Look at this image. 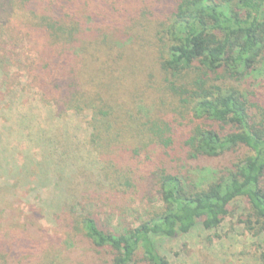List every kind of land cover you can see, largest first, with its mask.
Masks as SVG:
<instances>
[{
  "label": "trees",
  "instance_id": "1",
  "mask_svg": "<svg viewBox=\"0 0 264 264\" xmlns=\"http://www.w3.org/2000/svg\"><path fill=\"white\" fill-rule=\"evenodd\" d=\"M116 1L123 6H105V0H0V103L17 89L36 92L52 120L79 127L101 176L81 201L68 204L63 197L57 213H68L65 233L47 243L55 250L44 249L29 227L7 239L0 232V264H169L157 238H174L195 226L216 229L239 199L248 207L246 230L260 237L258 262L264 264V99L254 87L264 80V0H160L153 32L164 92L176 104L170 117L140 115L133 106L140 94L122 101L134 78L120 67L134 47L126 29L140 25L146 9L142 3L128 7L135 0ZM185 115L189 125L181 120ZM114 129L115 141L109 136ZM127 133L133 146L126 140L110 156L111 144ZM143 142L158 147L155 158L162 161L145 176L152 155ZM60 146H68L63 135ZM170 151L182 160L177 169L163 163ZM8 154L13 167L9 163L0 181L7 188L16 167L15 177L37 171L30 166L32 152ZM49 174L56 190L57 166ZM148 181L158 197L156 210L130 223L119 216L117 225H104L103 216L93 213L97 202L117 208L130 192L147 196L142 185ZM58 219L52 218L55 226ZM73 232L79 235L71 237ZM79 241L78 252L87 254L82 262L68 253Z\"/></svg>",
  "mask_w": 264,
  "mask_h": 264
},
{
  "label": "rangeland",
  "instance_id": "2",
  "mask_svg": "<svg viewBox=\"0 0 264 264\" xmlns=\"http://www.w3.org/2000/svg\"><path fill=\"white\" fill-rule=\"evenodd\" d=\"M105 1H107L105 6L109 4L123 6L121 1ZM137 3H142L140 8L143 7L146 10L140 14V25L126 29L127 36H130L133 41L131 45L134 47L128 48L126 58L121 61L120 67L126 68V75L130 74L127 77L133 75L134 78L128 84L130 95L122 101L128 100L130 103L135 99L131 98V94H140L142 98H138L133 105L136 106V110L141 111L140 115L150 112L170 117L176 104L170 95L164 92L162 82L164 76L156 64V40L153 32L160 20L158 9L161 2L160 0H135L128 7L135 6ZM114 33L116 34L117 31ZM120 74L122 75L123 72L121 71ZM254 87L264 99V80L256 81ZM21 89L13 91L0 103V181L5 180L6 168L10 169L8 153L13 149H17L19 156H23L24 152H32L34 159L30 162V166L37 167L34 169L37 171H32L27 178L21 176L22 172L15 177L19 170L14 165L16 169L12 170L11 180H15L14 183L8 188L0 186V232L4 233L3 237L7 239L11 232H26L29 227L38 242L43 244V248L48 247V251H53L55 248L48 246L47 243L50 239L59 238L65 233L62 224L65 225L64 220L67 219L68 213H57L58 207L62 205L63 197L68 204L81 201L82 193L101 176L97 167L90 162L88 148L81 141L79 127L75 124L69 127L62 125L57 119L52 120L47 108L44 107L47 106L46 103L40 104L36 92L29 88ZM182 117H184V120L181 119L183 124L189 125L190 117L187 115ZM191 128V125L188 126L189 130ZM117 131V129L111 131L109 135L111 140H116L113 137ZM62 135L68 145L66 148L60 146ZM122 136H124L122 142L111 144L110 156L116 154L120 146H126V140L127 147H132L135 143L134 139L129 138L128 133ZM53 142L59 144L54 146ZM143 143L142 146H145L147 153L152 155L151 166L143 175L145 176L148 175L147 172L154 171L161 165L162 161L155 158V150H159L158 147L152 143V145ZM39 152L41 156L38 157ZM231 159L236 161L235 156ZM151 161L154 163L152 164ZM18 163L24 164L23 161ZM163 163L177 169L182 165V160L178 158V154L170 151ZM56 166L60 180L55 190V184H52L49 173ZM77 166L79 168L77 173L67 177L69 170L72 171ZM148 182L142 185V190L147 192V196L130 192L123 197L122 202H117V208H112L116 206L115 204L104 206L101 205L103 202H97L93 213L103 216L102 224L117 225L119 220L122 223H130L136 221L135 218L138 219L156 210L159 207L158 197L154 200L156 196L153 194L154 188L150 181ZM247 209L245 201L239 199L231 206L229 215L224 218L218 228L204 230L201 226H195L188 233L174 238H157V250L169 264H259L260 237L251 236L243 224ZM6 213H9V218H6ZM77 214L70 213L72 216ZM124 215H130V217L126 220ZM57 216L61 223L58 224L59 229L62 230H59L52 220ZM119 216H122L124 221H121ZM72 234L71 237L79 235L74 232ZM75 239L79 240L80 237ZM79 246H81L80 241L77 245L75 244V247H71L68 253L73 255L77 262H82L87 254L85 250L79 253L77 250ZM34 259L32 258L33 261Z\"/></svg>",
  "mask_w": 264,
  "mask_h": 264
}]
</instances>
